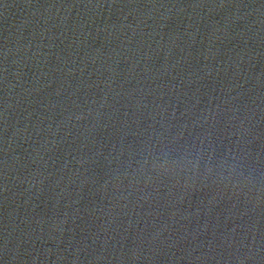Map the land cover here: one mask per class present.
I'll return each instance as SVG.
<instances>
[{
  "label": "water",
  "instance_id": "1",
  "mask_svg": "<svg viewBox=\"0 0 264 264\" xmlns=\"http://www.w3.org/2000/svg\"><path fill=\"white\" fill-rule=\"evenodd\" d=\"M264 217V0H0V264H211Z\"/></svg>",
  "mask_w": 264,
  "mask_h": 264
}]
</instances>
